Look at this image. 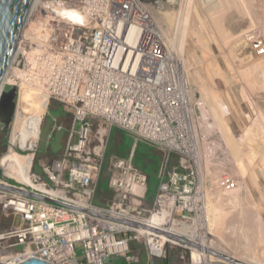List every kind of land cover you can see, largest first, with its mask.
I'll return each instance as SVG.
<instances>
[{"label": "built area", "instance_id": "built-area-1", "mask_svg": "<svg viewBox=\"0 0 264 264\" xmlns=\"http://www.w3.org/2000/svg\"><path fill=\"white\" fill-rule=\"evenodd\" d=\"M151 8L144 0H53L38 17L25 75L48 95L47 110L57 102L69 118L68 125L54 119L47 143L58 131L67 138L63 152L41 164L47 180L34 174L43 188L23 187L44 199L0 192L10 202L6 217H14L5 229L0 223V264H106L111 256L170 264L171 248L180 249L176 264H229L168 237L172 220L203 216L214 176L221 186L227 180L212 176L215 125L152 25ZM113 129L134 138L126 157L107 158ZM140 144L163 153L151 203L150 177L135 164ZM105 166L109 191L97 204ZM165 213L157 228L153 218Z\"/></svg>", "mask_w": 264, "mask_h": 264}, {"label": "rangeland", "instance_id": "rangeland-1", "mask_svg": "<svg viewBox=\"0 0 264 264\" xmlns=\"http://www.w3.org/2000/svg\"><path fill=\"white\" fill-rule=\"evenodd\" d=\"M144 1L150 4L157 24L170 39L178 38L175 34L179 33V23L180 32L184 31L187 35L182 55L187 77L197 90V99L207 111L209 122L216 128L218 141L215 152L210 153L209 162L212 176L218 174V179L223 177L227 184L218 185L214 176L216 191L207 190L209 209L206 212V236L237 259L264 263V48H256L260 43L264 44V0ZM55 103L58 104L52 102L51 105ZM51 105L44 115L35 149L22 152L19 147L15 148L20 154L19 164L29 160V155L27 160L22 155H34L32 172L43 179L46 177L41 164L50 163L53 157L60 155L67 138V132L63 131V137L56 141L53 138L47 143L55 118ZM12 127L4 158L8 156ZM118 134L124 138L121 143ZM111 136L107 158L117 153L127 156L135 143L132 135L115 129ZM52 143L56 145H52L54 150L50 146ZM154 150L161 160L163 153L157 148ZM145 151L144 146L138 145L137 157ZM7 166L4 160L0 170L4 176L0 178V185L14 181L17 187H25L20 182L23 180L17 169L10 172L6 168L13 165ZM149 172L151 180L147 203L154 200L160 184L158 175L152 170ZM14 174L16 178H8ZM108 181L105 166L97 204L101 203L100 195L109 191ZM4 206L5 203L0 202L2 229L9 227L14 218L6 217L7 209ZM139 248L144 254L146 247L141 244ZM169 252H172L170 264H176L180 249L171 248ZM77 254L82 256L80 246L77 247ZM106 264L134 263L111 256ZM141 264H146L144 256Z\"/></svg>", "mask_w": 264, "mask_h": 264}, {"label": "bare ground", "instance_id": "bare-ground-1", "mask_svg": "<svg viewBox=\"0 0 264 264\" xmlns=\"http://www.w3.org/2000/svg\"><path fill=\"white\" fill-rule=\"evenodd\" d=\"M173 2L174 0H169V3H173ZM151 23L153 26H156L158 31H160L161 35L163 36V41L167 46L168 50L173 54L175 51L174 55L177 61L179 62L180 65L184 64L185 67V62H184L185 60H183L184 58L182 55H183V49L185 47L184 39L185 36L187 35H185L184 31L182 33L180 32V23L178 24L179 25L178 31L180 34L179 33L175 34L178 36V38H173V39H170V36H168L166 32H164L163 29L159 27L155 18L154 21L153 20L151 21ZM33 31H34L33 38H36L37 35L35 34V28L33 29ZM172 41L174 42L171 43ZM31 57H32L31 52H28L24 72L21 78V84H20L21 89L18 96L17 107L13 119L14 122L11 132V138H10L9 152H8V156H6V158L3 159L2 164H4V160H6V166L7 165L10 166V164H12L13 165L12 168H6V170H10V172H12V170L16 168L17 172H19L21 176V179L24 181V182L23 181L20 182H22L27 187L38 190V189H42L43 186L41 184L39 185L36 182H34V173L32 172V167L34 164V155L31 153L22 155L25 160H27V156L29 155V160L25 161V164H19L20 154H18L17 151L15 150L16 147H19L21 150L24 151H32L35 149L34 146L38 144L40 138L41 124L49 105V98L46 92L43 91L42 89H38L35 86H32L31 85L32 81L31 80L28 81L25 75L26 71H28L27 66L29 65L28 62L30 61ZM33 69L34 68H32V70ZM185 72H186V68H185ZM10 172H6V174H10ZM10 177L16 178V174H14V176H8V178ZM0 192L8 193L3 191L2 189L0 190ZM8 194L13 195L12 193H8ZM5 198L6 196L0 194V202L1 203L4 202L5 203L4 207L6 208L7 206H10V202L6 201ZM208 198H209L208 191H206L202 199L203 207L201 211V216L202 215L203 216L201 218L199 217L200 219L197 218L194 219L193 221L190 220V218L184 219L183 221H178L174 219L172 220L171 224L166 225L168 237L172 238L173 240L175 237L184 238L186 239L187 244H189L191 247L194 248L203 247L206 250H210L213 253L214 258L224 263L264 264L262 262H258L250 259L248 260L237 259L235 255H234L235 257L233 256V254L231 256L229 252L217 247L216 246L217 244L215 245V241L207 238L206 234L208 233V231L206 228V212L209 209ZM195 201L196 203H198L197 200ZM166 218H167V213H165L163 216H156L153 218L154 220L152 223H154V225L158 228V226H161L162 221ZM202 226L205 227V229ZM173 242L174 244L177 243L176 240H174Z\"/></svg>", "mask_w": 264, "mask_h": 264}, {"label": "water", "instance_id": "water-1", "mask_svg": "<svg viewBox=\"0 0 264 264\" xmlns=\"http://www.w3.org/2000/svg\"><path fill=\"white\" fill-rule=\"evenodd\" d=\"M52 1L0 0V170L17 107L32 32L38 17ZM1 189L5 192H17L27 197L44 199L26 188L12 184L0 185ZM174 239L187 243L185 239L179 237ZM22 264L49 263L31 258Z\"/></svg>", "mask_w": 264, "mask_h": 264}, {"label": "crops", "instance_id": "crops-1", "mask_svg": "<svg viewBox=\"0 0 264 264\" xmlns=\"http://www.w3.org/2000/svg\"><path fill=\"white\" fill-rule=\"evenodd\" d=\"M53 107V108H52ZM51 113L55 114V118L54 119H57L59 122L63 123V124H66L67 125V122L69 123V118L64 114L63 112V109L61 107L60 104H52L51 105ZM54 119H53V122H54ZM52 128H53V124H52ZM115 129L112 130V132L114 131ZM117 131L121 132L120 130L116 129ZM66 132V131H65ZM64 132L63 131H58L55 136H54V139L56 141V139H58L60 136H64L63 134ZM124 133V132H122ZM112 135V133H111ZM119 137H120V143L121 141L123 142L124 138L121 137L120 134H118ZM111 137L110 136V139H109V144H110V141H111ZM54 141V142H55ZM56 145L54 143L50 144L51 146V149L54 150ZM139 146H144L146 148V151L144 153H141L139 155V157L136 156V159H135V164L142 168L143 170H145V172L147 171V173H150L149 171L152 170L155 174L158 175V171H159V168H160V157L158 155L157 152H155L154 149H151L150 147L148 146H145V145H139ZM56 152V150H55ZM120 155V154H119ZM122 156V155H120ZM126 157V156H125ZM141 164V165H140ZM143 164V165H142ZM150 169V170H149Z\"/></svg>", "mask_w": 264, "mask_h": 264}, {"label": "trees", "instance_id": "trees-1", "mask_svg": "<svg viewBox=\"0 0 264 264\" xmlns=\"http://www.w3.org/2000/svg\"><path fill=\"white\" fill-rule=\"evenodd\" d=\"M23 152V151H22ZM136 159V158H135ZM142 169V168H141ZM143 170V169H142ZM144 172H145V170H143ZM146 173H147V171H146ZM148 175H149V173H147ZM2 177V174H1V171H0V178ZM149 177H150V180H151V176L149 175ZM11 183L12 184H15V185H17L14 181H11ZM8 193H12V194H17V192H8Z\"/></svg>", "mask_w": 264, "mask_h": 264}, {"label": "flooded vegetation", "instance_id": "flooded-vegetation-1", "mask_svg": "<svg viewBox=\"0 0 264 264\" xmlns=\"http://www.w3.org/2000/svg\"><path fill=\"white\" fill-rule=\"evenodd\" d=\"M2 185H6V183H4V182H3V184H2Z\"/></svg>", "mask_w": 264, "mask_h": 264}]
</instances>
